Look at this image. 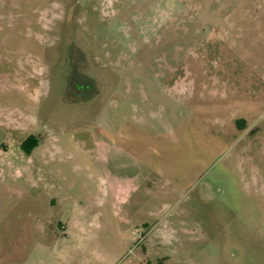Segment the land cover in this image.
I'll return each mask as SVG.
<instances>
[{
	"label": "rangeland",
	"instance_id": "374dc122",
	"mask_svg": "<svg viewBox=\"0 0 264 264\" xmlns=\"http://www.w3.org/2000/svg\"><path fill=\"white\" fill-rule=\"evenodd\" d=\"M225 1L0 0V264H264V37Z\"/></svg>",
	"mask_w": 264,
	"mask_h": 264
},
{
	"label": "crops",
	"instance_id": "0c3cea01",
	"mask_svg": "<svg viewBox=\"0 0 264 264\" xmlns=\"http://www.w3.org/2000/svg\"><path fill=\"white\" fill-rule=\"evenodd\" d=\"M237 5H238V11H239V18H248V7L250 5H252L253 10H252V19H253V29L252 31L248 30V29H244V28H240L239 27V36H253V37H264V0H236ZM226 3L225 0H218V2L216 4H219L222 6V8L224 6H226V4H230ZM220 7V9L223 11V14L226 15L227 13ZM46 10V9H44ZM42 11V10H40ZM231 15H229L228 17L230 18ZM251 17V16H250ZM36 20L32 19V21ZM32 22L27 26L29 32L31 34H34V32H31V30L33 31L34 27L31 26Z\"/></svg>",
	"mask_w": 264,
	"mask_h": 264
}]
</instances>
